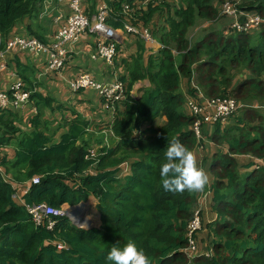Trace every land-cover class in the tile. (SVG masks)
<instances>
[{"label": "trees", "instance_id": "trees-1", "mask_svg": "<svg viewBox=\"0 0 264 264\" xmlns=\"http://www.w3.org/2000/svg\"><path fill=\"white\" fill-rule=\"evenodd\" d=\"M47 1L0 0L1 49L16 37L12 31L25 18L36 22L47 15ZM223 2L181 0V6L175 7L170 0H82L90 17L98 13L100 4H106V22L114 29L128 30L126 25H132L150 32L156 19L164 21L152 32L163 47L150 55L147 64L141 35L131 31L138 35V55L127 74L118 77L125 97L114 106L109 135L116 144L105 143V132L93 135L90 121L74 109L76 116L55 127H67L56 138L55 128L41 120V109L52 99L37 90L40 81L27 73V64L17 56L20 90L30 93L29 103L38 112L29 131L11 118L20 119L14 105L0 106V264H111L106 260L111 247H123L129 240L143 248L151 264H264V21L246 31L192 35L191 29L201 19L214 22L220 17ZM237 7L244 15L264 19V0H241ZM166 9L168 15L158 14ZM244 20L243 16L241 22ZM28 30L26 36L18 37L47 43L31 24ZM113 43L115 62L122 46ZM14 49L22 50L14 47L10 51ZM68 55L71 58L65 66L74 58L71 52ZM47 64L48 60L46 69ZM183 77L193 82L192 99L201 93L210 100L233 98L237 104L226 122L201 123L203 139L219 146L210 163L214 179L205 188L211 192L212 210L217 215L207 225L216 239L206 255L190 256L185 251L186 226L199 209L201 192L165 191L160 177L166 148L173 139L178 138L190 150L198 142L195 117L183 110L187 101L180 91ZM145 78L151 86L139 98L134 97L133 84ZM12 88L5 93L14 99ZM100 99L106 104L105 98ZM162 116L166 117L163 125H150ZM16 139L15 154L10 157L4 149L11 148ZM92 144L100 147L95 155L90 151ZM237 155H250L252 160L240 165ZM130 158L134 159L127 168ZM122 163L125 173H120ZM35 175H40L39 183L31 182L24 202L17 203L13 183L29 181ZM91 196L98 200L102 221L98 227H80L69 217L57 216L53 229H48L46 221L37 224L26 207L47 203L61 208Z\"/></svg>", "mask_w": 264, "mask_h": 264}, {"label": "crops", "instance_id": "crops-1", "mask_svg": "<svg viewBox=\"0 0 264 264\" xmlns=\"http://www.w3.org/2000/svg\"><path fill=\"white\" fill-rule=\"evenodd\" d=\"M64 1L65 6L62 5V2ZM57 7V11L54 12V14L49 15L47 12V15L42 17L40 21L32 22L28 18H25L13 31L12 34L15 36H26L29 33L28 25H32V29L37 32V34H41L44 36L45 39H47V43L43 42L44 44L48 46H54L56 44V35L57 32L62 24H66V20L71 14V7H70V0H55L54 6ZM102 4L99 5V7ZM61 7L65 11H61ZM167 10V9H166ZM164 11L162 13L158 14H167L168 10ZM173 10V9H172ZM167 12V13H166ZM61 17V23L57 22V18ZM228 18H231L233 20V17L228 16ZM215 22V21H214ZM199 23V24H198ZM196 24L195 27L192 28L191 34L195 35L196 37L198 35L197 29L193 31L197 26H201L203 28L210 27L213 22H208L204 20H200ZM163 24L161 20L156 21L154 24L150 25V32L148 29H141L140 33H137L141 35L142 32H145L151 36V39L148 40L142 36H140L144 42V52H143V61L144 64L148 63V59L150 55L157 54L159 50L163 47V45L159 42L158 37L153 35V30L157 29L158 25ZM210 25V26H209ZM118 39L115 41L117 42V45H121V49L117 53V57L115 59L114 65L109 66L105 58L97 54V46H98V37L94 36L92 34L88 33V36L81 39L78 43V45L74 48V50L69 51L73 54V61L69 64V66H65L62 68L59 72H50L46 69V62L48 60L47 54H42L40 57L35 56L30 51L26 50H17L14 49L13 51L7 50L5 58L0 60V63H2L3 67H0V72H2V75L0 74V93L5 92L7 90H11L12 86L15 84V82H19V79L17 77V69L15 66V59L17 56L21 59L22 62L27 64V73L30 75H35L38 80L40 81V84L37 87V90L40 91L44 97H50L52 99L50 104L45 105L41 110H43V116L42 119L45 118V115L49 114L51 116H55L53 119H58L59 121L63 120V122L73 118L74 115L73 109L77 111L79 114L82 115L85 120L91 119L95 120L98 116L94 110H101L102 116H104V121L107 123V128L102 129V132H105L106 136V142L109 145V134H111V122L109 121L110 117H114L116 114L115 107L117 101H111L106 99V104L102 102L100 99V96L98 95V90L95 88H83L79 91H73L71 87L72 80H75L82 72L86 71L88 72L92 78L98 81H103L106 83H112L121 74H127L128 67L131 65L133 61V57L138 55L137 50V41L138 35L132 33L129 30H125L123 28H115ZM39 39V38H38ZM40 40V39H39ZM41 41V40H40ZM65 45V44H64ZM9 52V53H8ZM7 57V58H6ZM10 59L12 62H10ZM9 61L10 67L7 66V63ZM1 65V64H0ZM187 80L188 90L184 87V79H181V91L187 96V101L183 105V110L186 114L191 115L192 108H190L191 102L190 100H194L196 102H200L204 105H206V112L208 114H214L216 112V108L214 106H207V98H205L201 93L198 94L197 99H192L189 95V90L191 88V85H193V82H191L187 77H184ZM140 83V86H139ZM151 86V82L148 78L140 79L136 81L133 84L131 94L139 98L142 93L144 92V89ZM141 93L138 95L137 93ZM64 97L65 101L69 102H63L61 99ZM73 102H72V101ZM79 101L80 103H77ZM58 105L63 106V108L58 109ZM8 106H12L11 103H9ZM15 111L18 113L20 119H16L15 116H12L11 118L14 120L20 121L17 123L20 125L21 128L25 130H31V119L34 117L35 114L38 112V108L35 105H32L31 103L27 102V104L24 107H18L15 108ZM57 110V111H56ZM61 110H63L64 115H62ZM118 110V109H117ZM56 111V112H55ZM73 116V117H72ZM41 119V120H42ZM46 119H48L46 117ZM99 119V118H97ZM28 121V122H26ZM166 121V117L162 116L157 119H155L152 123H150L151 126L159 127L163 125ZM47 122V120H45ZM62 122V123H63ZM102 122V121H101ZM110 122V124H109ZM44 123V120H42V124ZM49 123V122H48ZM51 123V122H50ZM61 124V123H60ZM96 125L95 127H97ZM64 128L60 129H54L53 135L58 138L59 135L66 131L67 127L64 126ZM107 130L109 133H107ZM54 137V138H55ZM19 139V138H18ZM14 140V145L11 148H5L4 150L10 154V157H13L15 154L14 146L15 142L18 140ZM209 142L208 138H204L202 142V147L205 149L206 143ZM210 147L212 148L213 152L215 153L218 149V145H215L210 141ZM222 149L223 147L220 146ZM226 150V148H224ZM197 147H195L192 151H194L197 154L198 157V164L200 167H203L210 176V184L212 183L214 177L210 174V172L206 169L208 165L201 166L202 159L201 154H199V150ZM206 163L208 162V158ZM237 159L241 164L247 163L250 160H252L251 157H248L247 155H237ZM205 163V164H206ZM242 171H246V169L241 168ZM90 172H93V170H90ZM8 176V175H7ZM8 179H11V175L8 176ZM30 184L29 181H22V182H14L13 185L16 187V194L17 197L14 198L15 201L19 204H22L24 202L23 195L28 190ZM97 203L98 200L95 196H91L88 201L81 202L80 204L85 207V217L88 218L91 222L92 219L95 221V225L92 226H100L101 221V215L100 212L97 209ZM198 208L201 210L205 229L202 232H198V242L197 247L200 251L199 255L208 254L211 249L210 245H206L205 248L202 247L199 239V235H202L206 231L207 225L216 219L217 215L212 210V196L211 192L209 190H204L200 193V197L198 200ZM91 216V217H90ZM209 236V231H208ZM211 239V237L209 236ZM207 252V253H206ZM190 255L196 256V253H190Z\"/></svg>", "mask_w": 264, "mask_h": 264}, {"label": "built area", "instance_id": "built-area-1", "mask_svg": "<svg viewBox=\"0 0 264 264\" xmlns=\"http://www.w3.org/2000/svg\"><path fill=\"white\" fill-rule=\"evenodd\" d=\"M72 1V2H71ZM236 2V5L234 3ZM238 2L236 0H226L220 9V13L233 17L232 27L235 31H246L251 30L254 27H258L264 19L257 14H247L244 15L237 7ZM70 7L72 10L71 15L67 19V26L59 28L56 35V44L54 46H48L42 41L36 38H23L14 37L7 41L6 49L0 48V60L5 58L6 51L13 49L14 47H19L22 50H28L36 55L47 54L48 64L47 69L54 72H59L65 67V62L68 52L64 44L70 42L75 44L81 36H84L86 32H95L98 37L97 54L104 57L106 63L109 66L114 65V57L116 54L115 44L113 40H117L118 34L116 30L107 24L106 19L108 18V6L102 4L98 13L93 17H90L85 13V8L82 4V0H70ZM244 16L245 20L241 22V18ZM58 19V18H57ZM126 28L132 32L140 33V29L136 26L126 25ZM141 36L150 40L151 36L145 32L141 33ZM0 47H1V37H0ZM0 67H3L0 63ZM20 82H17L14 87L13 96L14 99L8 97L5 92L0 93V106L6 107L11 103L16 108L24 107L27 102H29L30 93L20 90ZM71 87L73 91H79L83 88L93 87L98 90V95L101 97L111 100L120 101L125 97L124 84L120 79H116L112 83H106L103 81L94 80L92 76L84 71L75 80H72ZM192 105V114L195 117L194 130L199 135V130L201 123L204 121L212 122L213 120H222L226 122L230 114L237 108L236 101L233 98L225 100H207V106H214L216 112L214 114H208L206 112V105L190 100ZM91 154L95 155L92 153ZM251 157L250 155H247ZM258 161L263 162V160L258 159ZM8 179V176L6 175ZM33 183H39L40 176L32 177ZM14 198L17 197L15 193ZM29 212L33 215L34 220L37 224H41L46 221V226L48 229H53L56 221L53 217H69L73 223L87 227V218L85 215L78 213V206L63 205L61 208H56L54 206L48 205L47 203H39L36 205H26ZM81 223V224H80ZM188 236L190 246H192V241L195 239L194 236L202 229L203 222L200 214V209L196 210L195 216L192 221L188 223ZM59 247H63L59 244Z\"/></svg>", "mask_w": 264, "mask_h": 264}, {"label": "clouds", "instance_id": "clouds-1", "mask_svg": "<svg viewBox=\"0 0 264 264\" xmlns=\"http://www.w3.org/2000/svg\"><path fill=\"white\" fill-rule=\"evenodd\" d=\"M101 98L103 99V97ZM160 177L163 189L173 193H184L185 191L200 193L210 184V176L203 167L199 166L197 154L180 142L178 138L173 139L166 148L165 162L161 165ZM31 179L30 183L32 182ZM80 203L70 206H78L79 208ZM204 227L203 222L202 228ZM186 236L188 237V246L185 251L190 255L188 226H186ZM106 260L111 264H151V260L143 248L138 247L132 240L127 241L123 247L113 245L107 253Z\"/></svg>", "mask_w": 264, "mask_h": 264}, {"label": "rangeland", "instance_id": "rangeland-1", "mask_svg": "<svg viewBox=\"0 0 264 264\" xmlns=\"http://www.w3.org/2000/svg\"><path fill=\"white\" fill-rule=\"evenodd\" d=\"M226 0H224V2H225ZM238 3L241 1V0H236ZM72 2V1H71ZM223 2V3H224ZM223 3H221V4H223ZM234 3H235V5H236V2L234 1ZM54 4H55V0H48L47 2H46V11L48 12V14L49 15H52V14H54V12L55 11H57V7H58V5L55 7L54 6ZM170 4H174L175 5V7H179V6H181L180 4H181V0H170ZM220 4V9H221V5ZM62 5H64L65 6V3H64V1L62 2ZM61 11H65L64 9H63V7H61ZM72 11V10H71ZM167 11V10H166ZM167 13V12H166ZM62 19H61V17H59L58 19H57V22L59 23H61L62 21H61ZM201 20H204V19H201ZM156 21H158L157 19L154 21V23L156 22ZM161 22L162 23H164V21L163 20H161ZM199 24V23H198ZM65 26H67V20H66V24H62L60 27L62 28V27H65ZM210 26V25H209ZM197 29V31L199 32L198 33V35H203L205 32H209V31H213V30H224V31H227V29L228 30H231V31H234L233 30V27H232V19L231 18H228L227 17V15H224V14H221L220 13V17L215 21V22H213L212 23V25L210 26V27H207V28H203V27H201V26H197L195 29H193V31L194 30H196ZM192 30V29H191ZM88 33L89 34H92V35H94V36H97V34L95 33V32H86L85 33V37H87L88 36ZM119 37V36H118ZM84 38V36H81L80 38H79V40L75 43V44H72V43H70V42H67L66 44H65V47L67 48V50H74V48L78 45V43H79V41L81 40V39H83ZM118 39V38H117ZM67 59H69V57H67ZM71 63V62H70ZM69 63V64H70ZM69 64H68V66H69ZM182 79H184V87H185V89H187L188 90V86L189 85H187V80L183 77ZM139 86H140V83H139ZM93 88V87H92ZM180 91H181V87H180ZM137 93V92H136ZM138 95H140L141 93H137ZM63 102H69V101H65V99H64V97L61 99ZM72 101V100H71ZM73 102V101H72ZM77 103H80L79 101H77ZM190 105V108H192V105L191 104H189ZM57 111V110H56ZM55 111V112H56ZM95 112H96V114H98V116L97 117H95L96 119L95 120H91V119H88L89 121H90V128H89V130H91V132H92V134L93 135H98L99 133H104V132H102V129L103 128H105V129H108L107 128V123L108 122H106V121H104V116H102V110H101V112H100V110H94ZM61 113H62V115H64V112H63V110H61ZM191 114H192V112H191ZM193 116V115H192ZM46 117L48 118V119H46ZM55 116H51V115H45V118L44 119H42V120H47V122H49V127L50 128H55V127H57L60 123H62L63 122V120H61V121H59L57 118L56 119H53ZM73 117V116H72ZM97 118H99V119H97ZM113 119V117H110V119H109V121L110 120H112ZM102 121V122H101ZM26 122H28V121H26ZM51 122V123H50ZM96 125H98V126H102V128L101 129H98V128H96L95 126ZM196 132V131H195ZM107 133H109V131L107 130ZM196 135H197V138H198V142H197V145H196V147L199 149V150H201V151H199V154H201L202 156H201V159H202V161H201V163H202V165L201 166H206V165H208V167L206 168L209 172H210V174L213 176V173L210 171V163H211V160L213 159V157H214V155H215V153L213 152V150H212V148L210 147V141L209 142H207L206 143V146H205V149L202 147V142H203V136H202V128H201V126H200V130H199V135L196 133ZM110 137H112V135H109V144H116V143H113V142H111L110 141ZM92 138H93V140H95L96 139V137H94V136H92ZM106 142V141H105ZM93 145V144H92ZM90 150H92V153L93 154H97L98 152H99V150H100V147H98L97 146V144H94L93 146H91V148H90ZM121 155V154H120ZM205 158H208V162L206 163V161H207V159H205ZM134 158H130L129 159V163H128V166H127V168H129L130 167V162L133 160ZM206 163V164H205ZM120 168H121V171H120V173H125V171H126V164L125 163H122L121 165H120ZM81 210H82V212H84L83 213V215H85V207L84 206H82L81 205ZM91 217V216H90ZM91 220H92V222L89 220V222L87 221V225L89 226L90 224V226H92L93 224L95 225V221L92 219V217L90 218ZM81 224V223H80ZM87 226V227H88ZM207 228V227H206ZM205 229V227L204 228H202V230L200 231V232H202L203 230ZM209 236L211 237V239L209 238ZM209 236H208V228L206 229V231L202 234V235H199V239H200V241H202V243H201V245H202V247L203 248H205L206 247V245L208 244V245H210L215 239H216V237L215 236H213V233H209ZM196 239H193V241H192V246L189 248V252L190 253H196V255H199V254H203V253H199L200 251L198 250L199 248L197 247V242H198V235L195 237ZM207 253V252H206Z\"/></svg>", "mask_w": 264, "mask_h": 264}, {"label": "bare ground", "instance_id": "bare-ground-1", "mask_svg": "<svg viewBox=\"0 0 264 264\" xmlns=\"http://www.w3.org/2000/svg\"><path fill=\"white\" fill-rule=\"evenodd\" d=\"M78 213L81 214V215H83V213H84V212H82V210H81V206L78 208ZM87 221L89 222L88 218H87Z\"/></svg>", "mask_w": 264, "mask_h": 264}, {"label": "water", "instance_id": "water-1", "mask_svg": "<svg viewBox=\"0 0 264 264\" xmlns=\"http://www.w3.org/2000/svg\"><path fill=\"white\" fill-rule=\"evenodd\" d=\"M90 225H91V224H90ZM90 225H89L88 227H91ZM78 226H80V225H78ZM80 227H84V226H80Z\"/></svg>", "mask_w": 264, "mask_h": 264}]
</instances>
